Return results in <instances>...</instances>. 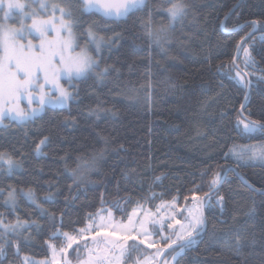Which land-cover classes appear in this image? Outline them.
<instances>
[{
	"label": "trees",
	"instance_id": "1",
	"mask_svg": "<svg viewBox=\"0 0 264 264\" xmlns=\"http://www.w3.org/2000/svg\"><path fill=\"white\" fill-rule=\"evenodd\" d=\"M56 2L72 5L81 45L90 25L109 42L100 57L91 49L95 72L108 71L76 81L67 107L0 126V153L19 165L0 164V218L31 224L0 240V264L48 258V243L64 244L54 234L78 233L105 208L126 221L139 206L204 198L213 177L227 171L205 199V231L175 264H264V164L239 163L229 151L264 144V133H244L239 123H264V0H182L187 14L171 27L170 0H147L120 20L79 12L76 0ZM243 48L254 66L245 65ZM237 70L250 73L248 88L234 78ZM11 190L15 210L5 206Z\"/></svg>",
	"mask_w": 264,
	"mask_h": 264
},
{
	"label": "snow or ice",
	"instance_id": "2",
	"mask_svg": "<svg viewBox=\"0 0 264 264\" xmlns=\"http://www.w3.org/2000/svg\"><path fill=\"white\" fill-rule=\"evenodd\" d=\"M76 4V10L79 12H97L105 20H118L147 7V0H76ZM187 7L182 0H170V6L165 10L169 18V27L183 19L187 14ZM14 11L19 14L18 26L8 23ZM0 13L3 14L0 18V126H4L5 118L20 123L26 122L32 119L37 111H42L48 103L66 105L74 98V94L64 87L61 80H64L69 88H74L76 81L86 78L91 73H95L97 79H103L107 73V68L95 72L98 67L97 59L91 55L87 44L83 47L79 45L74 31L79 20L73 16L72 5L62 6L56 0H29L28 3H22L20 0H0ZM256 23L253 22V28ZM86 35L87 43L94 44L96 53H99L105 43L104 37L98 36L91 25ZM148 35L150 39L153 38L150 30ZM164 38L165 30L162 29L161 33L154 36V42L159 44ZM240 50L238 47L237 51ZM242 50L246 57L245 65L254 66L255 62L248 49ZM249 74L241 75L237 70L234 78L243 87L248 88L251 81L245 80V76ZM245 99L247 100V96ZM23 100H27V107L21 106ZM34 101L39 103V108L31 107ZM239 123L243 125L244 133L258 131L264 133V123L251 120L247 122L240 120ZM40 143L44 144L45 141L42 140ZM39 150L40 145H37V151ZM229 151L237 160H254L264 164V144L251 145L239 150L234 147ZM2 162H5V156L0 153V163ZM6 163L9 171L19 166L11 158ZM220 179L217 173L211 181L210 188H215ZM261 194L264 195V192ZM27 195L30 199L33 198L31 191ZM205 196L207 197V193ZM219 200L222 201L223 197H219ZM9 201L14 207V190L8 193V201L5 203ZM193 202V207L187 209L183 223L174 216L173 222L167 223V228L172 230L170 235H162L164 222L147 212L139 221L133 219L134 212L128 216L127 223L119 224L112 222L110 213L107 219L101 216L99 223L91 218L92 223L79 229L77 235L68 232L60 234L64 238V245L59 252L50 245L53 260L60 255L62 261H57V264H72L68 250L73 249L75 244L76 248L73 251L76 252L77 264H125L126 261H132V264H169V255L172 260H176L180 253L196 243V237L204 230L203 198L193 196ZM0 227L4 229L0 235H7L9 232L19 234L18 230L24 228L25 223L17 220L16 223L6 224L0 219ZM108 228L110 231H104ZM90 231L94 232L92 235L94 247L89 246L86 241V234ZM153 236H159L160 239L154 240ZM78 237L85 239L83 245L79 243ZM98 237L102 239H97ZM225 243L227 244V241ZM141 245L154 248L155 252L147 253ZM82 249L87 252L86 256L81 254ZM4 250V244H0V255ZM16 250L19 252L18 244ZM24 259L26 264H31L28 257Z\"/></svg>",
	"mask_w": 264,
	"mask_h": 264
},
{
	"label": "rangeland",
	"instance_id": "3",
	"mask_svg": "<svg viewBox=\"0 0 264 264\" xmlns=\"http://www.w3.org/2000/svg\"><path fill=\"white\" fill-rule=\"evenodd\" d=\"M20 2H22V3H28L29 0H20ZM88 13H90V12H88ZM96 13H97V12H96ZM2 15H3V14L0 13V18H2ZM18 15H19L18 12L14 11L13 14H12V18L8 21V23H9V24H16V25L18 26V19H17ZM57 15H59L58 12H57ZM121 19H125V18H121ZM118 20H120V19H118ZM29 22H30V21H29ZM174 24H175V23H174ZM174 24H172V25H174ZM74 31H75V29H74ZM98 36H99V35H98ZM87 39H88V37H87ZM77 41H78V43H79V45H80L81 47H83V46H85V45L87 44V47H88L89 52L91 53V55H92L95 59H97V61H98V63H99V58L95 57L94 53L91 51V49H93V50L95 51V45H94V44H88V43L81 45V44H80V41H79V39H78V37H77ZM104 41H105V43L102 45L100 52H99V53H96V51H95V53L97 54L98 57H100V55L102 54L104 48L107 47V46L109 45V42H107L106 39H104ZM78 50H79V49H77V51H78ZM61 83L64 85L65 88H68L69 91H72V88H69V85H68L67 83H65L64 80H61ZM47 87H48V86H46V88H47ZM72 92H73V91H72ZM70 101H71V100H70ZM70 101H69L66 105H58V104H54V103H48V104H46V105L44 106V108H43L42 111H37L33 118L39 116V115H40V114H41L46 108H63V107H67V106L69 105ZM21 106H22V107H27V106H28V102H27V100H23V101L21 102ZM31 107H32V108H39L40 105H39V103H38L37 101H34V102L32 103V105H31ZM33 118H32V119H33ZM32 119H30V120H32ZM30 120H28V121H30ZM28 121H26V122H28ZM16 122H17V121H16ZM26 122H22V123L17 122V123L23 124V123H26ZM45 141H46V140H45ZM43 145H44V144H41V145H40V150H41V148H42ZM240 148H246V147H236L237 150H239ZM40 150H39V151H40ZM233 157H234V156H233ZM7 160H8V159L5 157V164H6V165H7V163H6ZM235 160H236L237 162H239V163H257V164H261L259 161H254V160H247V159H244V160H237V159H235ZM13 161H14V160H13ZM14 162H15V161H14ZM0 164H4V163L2 162V163H0ZM15 164H17V163L15 162ZM13 169H15V167H14ZM13 169H12V170H13ZM12 170H11V171H12ZM83 173H86V171L81 172V173H78V174H81V176H83V175H82ZM73 174H74V172H73ZM77 179H78V178H77ZM11 191H13V190H11ZM29 191H31V190H22V191H21V195L25 196V197H26L29 201H31L32 203L37 204L38 202H37V199L35 198V195L33 194V191H31L32 194H33V198L30 199V198L28 197L27 193H28ZM8 193H9V192H8ZM8 193H7V195H6V200H5V202L8 201ZM14 195H15V206H14V207H13V205H12V203H11L10 201H9L8 203H5V206L8 207V208H10V209H12V210H15V209L17 208V206H18V198H17L18 195H17V191H16V190H14ZM194 196H196V195H194ZM197 197H198V196H197ZM193 205H194L193 197L191 198V201H190V202L187 201V202H184V203L180 202L179 199H175V200H172V201L162 202V203H160L157 207H155V208H153V209L148 208V207H145V206H139V207H136V208L132 211V213H131L130 215H133V213L135 212V215L133 216V219L139 221L140 219H142V218L144 217V215H145L146 212H147V213H150V214L153 215L154 218H158V219H160L162 222H164V231H163L162 235H170V234L172 233V230L167 228V223H172V222H173V220H172V217H173V216L175 217V219L180 220V221L183 223V222H184V217L187 215V209L193 207ZM109 213L111 214V220H112L113 223H116V224H119V223H127V220H128V219H127L126 221L117 220V219L114 217V215L112 214V212H111L110 210L106 209V208L103 209V210H101L98 214H96V215L93 216L92 218L95 219V222H96V223H99V222H100V218H101V216H103L105 219H107L108 216H109ZM181 213H183V215H181ZM0 219H1V218H0ZM19 221L22 222V223H25V227L22 228V229H19V230H18V233H19V234H16V233H13V232H9V233H7V235H0V240H2V239H8L9 237H12V236H15V237H17V236H21V235L23 234V231H24L25 229H27V228L31 225V224H29L28 222H24V221H22V220H19ZM16 222H17V220H16L14 223H16ZM4 223H5V222H4ZM90 223H92V219L88 222V224L86 225V227H87ZM6 224H7V223H6ZM84 228H85V227H84ZM177 228H178V226H177ZM104 231H110V228H108V229H104ZM3 232H4V229H3L2 227H0V234H2ZM69 234H71V233H69ZM57 235H58V236H62V235H60V232H58ZM71 235H77V233H72ZM92 235H94V232H91V231H90L89 233H87V234H86V241H87V243L89 244V246H93V247H94V245L92 244ZM62 237H63V236H62ZM173 238H175V237H173ZM97 239H102V238H101V237H98ZM152 239H154V240H159L160 237H159V236H153ZM78 240H79V243H80L81 245H83V244L85 243V239H79V237H78ZM137 242H138V241H137ZM129 243H132V242L129 241ZM161 243H163V242H161ZM48 244H49V254H50L48 258H34V257H29V256H24V258H25V257H28V260L31 262V264H32V263H33V264H41V262H43V264H57V261H62V257H61L60 255H57L56 258H55V260H53V252H52V247H50V245H51V246H54V247L57 249V252H59V249H60V248H57V247L54 245V243H52V242H50V243H48ZM63 245H64V244H63ZM75 248H76V245L74 244V245H73V249H75ZM141 248H144V249H145V252H147V253H154V252H155V249H154V248H147L146 245H141ZM73 249H69V250H68V256H69V258L72 260V264H77V261H76V252H74ZM81 254H82L83 256H86V255H87V252H86V251H83V249H82V250H81ZM178 256H179V255H178ZM178 256H177V257H178ZM168 260H169V264H175L177 258H176V260H172V259H171V255H169V256H168ZM24 262H25V259H24ZM25 263H26V262H25ZM129 264H132V261H130Z\"/></svg>",
	"mask_w": 264,
	"mask_h": 264
},
{
	"label": "water",
	"instance_id": "4",
	"mask_svg": "<svg viewBox=\"0 0 264 264\" xmlns=\"http://www.w3.org/2000/svg\"><path fill=\"white\" fill-rule=\"evenodd\" d=\"M248 93H249V89H248ZM246 99H245V101H244V103H246ZM246 121H249V120H246ZM229 172L230 171H227L226 173H225V175L223 176V178L221 179V181L219 182V184L207 195V197H209V196H211V195H213L215 192H217L220 188H221V186H222V184H223V182L225 181V179H226V177H227V175L229 174ZM207 197H204L203 198V201H204V204H205V199L207 198ZM205 206V205H204ZM203 215H204V207H203ZM205 231V226H204V230L201 232V234L203 233ZM161 259H163V258H161Z\"/></svg>",
	"mask_w": 264,
	"mask_h": 264
}]
</instances>
